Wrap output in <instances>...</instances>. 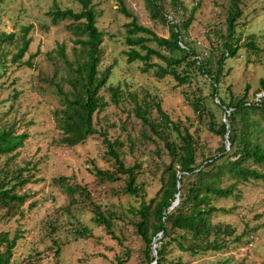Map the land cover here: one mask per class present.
<instances>
[{
  "label": "rangeland",
  "instance_id": "1",
  "mask_svg": "<svg viewBox=\"0 0 264 264\" xmlns=\"http://www.w3.org/2000/svg\"><path fill=\"white\" fill-rule=\"evenodd\" d=\"M182 1L186 8L176 10L171 0H164L165 11L180 18L192 15L191 25L183 31L184 41L207 65L217 70L225 51L220 33H227L230 0ZM93 3L97 26L104 36L100 70L113 66L109 80L102 88L108 105L95 114L98 132L74 147H66L60 143L62 133L54 118V110L60 103L56 87L50 80L61 66L54 50L63 44L72 58L77 35L67 27L70 18L54 22V16L59 9L72 8L78 12L82 4L79 0H0V32L18 34L22 28L31 26L28 33L31 43L23 62L34 55L35 64L30 67L13 62V53L17 52L14 44L10 46L6 68L0 70V111L13 107L9 117L16 119L18 131L29 134L21 148V157L39 161L40 180L30 183L28 188L34 193V198H41V202L29 212L26 220L28 230L16 246L14 264H55L56 248L53 246V233L47 226L49 220L64 223L56 234L64 242L59 256L61 264H117V257L126 258L127 255L125 264H146L145 243L132 223L137 217L130 212L144 200L150 201L157 196L163 185L164 164L170 162V156L159 137L154 135L150 140L142 136L144 125L134 111L136 104L145 99L152 104L159 100L182 130L188 128L202 138L208 152H218L224 143L220 134L208 129V118L203 123L198 119L191 103L194 95L202 93L217 125L226 120L228 109L220 106L218 98L212 97L207 75L194 71L191 78L181 84L171 74L164 77L155 74L157 63L166 66L157 57L150 60L152 67L148 71L144 70L149 67L144 61L128 59L127 29L134 17L159 36H170L169 24L161 16L154 17L147 0H93ZM123 7L133 16H128ZM240 7L242 14L236 20L235 39L241 37V48L234 56L226 52L220 84V95L227 101L245 93L247 88L249 97L255 99L257 92L262 90L261 81L264 79V0H241ZM251 41L255 46L250 44ZM147 43L158 48L154 41ZM184 68L181 66L179 69L184 71ZM66 74V70L60 69L57 80L69 89L68 83L62 80ZM111 86H120L124 91L118 104L112 101ZM15 89L18 96L12 98ZM150 112L154 118L158 117L156 108ZM107 139L119 142L118 149L126 165L140 164L138 182L143 195L125 192V175L109 181L94 174V166L103 170L116 169ZM3 161L4 157H0V166ZM60 175L70 176L73 184L87 185L95 200L116 209L119 224L114 227L115 235L93 221L89 208L71 201L70 195L54 182V178ZM236 194L218 202L219 206L231 211L219 212L214 219L233 224L237 234H244L242 242L223 251L196 257L176 251L187 264H264V182L254 180L242 184ZM79 204L82 201L79 200ZM68 206L73 207L72 211H82L79 218L91 229L89 236L73 237L75 223L69 221ZM10 225L15 227L16 224L12 222ZM10 225L0 220V232L10 230ZM253 234L255 240L251 243L248 240Z\"/></svg>",
  "mask_w": 264,
  "mask_h": 264
},
{
  "label": "trees",
  "instance_id": "2",
  "mask_svg": "<svg viewBox=\"0 0 264 264\" xmlns=\"http://www.w3.org/2000/svg\"><path fill=\"white\" fill-rule=\"evenodd\" d=\"M82 4L80 11L72 8L59 9L54 16V22L70 18L68 24L76 35L74 39L73 57L70 58L66 46L61 45L57 52V68L50 83L56 87L60 105L54 110L57 127L61 130L60 143L66 147H74L83 142L97 131L95 114L104 110L108 102L102 94V88L107 84L112 65L100 70L103 60V32L97 26V12L93 0H79ZM241 0H230L227 17V33H220L224 39L225 51L218 62V69L212 67L196 54V50L184 41L183 31L188 30L193 18L192 15L180 18L165 11L164 0H147L154 17L161 16L170 26L168 38L159 36L151 28L144 26L134 17L127 29L126 41L130 45L127 51L128 59H140L148 64L144 70L152 66L150 60L157 57L166 63H157L155 74L164 77L171 74L185 83L196 73L207 75L212 86V97L220 100V106L228 109L227 120L217 125L215 115L203 101L202 93L194 95L192 106L200 121L208 118V129L216 131L224 138V143L218 152L207 151L200 136L193 134L190 129L182 130L170 115L163 109L159 100L153 104L145 99L136 104L135 113L141 119L144 130L142 136L153 140L154 135L163 141V147L170 156V162L164 164L162 175L163 185L157 196L150 201L144 200L131 213L136 220H132L139 236L144 240L143 250L146 264H187L180 253L192 257L218 252L242 242L237 234V228L228 222L215 220L219 212H227L218 202L230 196H236L240 185L254 180L264 182V79L261 81V91L257 97L251 99L248 91L231 97L229 101L220 95V84L224 74L226 52L234 56L241 48V37L235 39L236 20L242 14ZM171 5L177 8H186L182 0H171ZM128 16H133L124 7ZM171 16V19H170ZM31 26L16 32H0V70L6 68L10 46L16 44L17 52L13 53L12 61L24 63L34 67L33 57L23 62V57L29 49L31 39L28 33ZM154 41L157 47L149 45ZM252 46L255 42L251 41ZM184 66V71L179 68ZM60 69L66 70L64 81L70 86L66 89L61 81L57 80ZM112 101L118 104L124 91L120 86L110 87ZM11 95V94H10ZM17 90L11 97H17ZM156 108L158 117L151 115V109ZM13 107L0 111V157L4 161L0 166V220L10 225V230L0 232V264H14L15 249L21 238L28 230L27 219L29 212L41 202V198H34V193L28 188L32 182L39 181V161L21 157V148L24 147L29 134L18 131L17 121L9 117ZM229 134L230 147L225 142ZM132 141H134L132 139ZM108 151L116 164L115 170H103L94 166V174L101 180L116 181L125 175V192L131 195H143V188L138 182L140 164L126 165L119 152V142L107 139ZM21 157V158H20ZM180 175V176H179ZM71 177L60 175L54 182L70 195L72 202H78L89 208L95 223L105 226L109 233L115 235L114 227L119 224L118 212L113 206H105L103 201L95 200L92 191L87 185L71 183ZM34 198L33 200L31 198ZM179 198L178 204L175 201ZM79 200L82 204H79ZM70 222L75 223L72 235L75 239L87 237L91 229L82 222L78 211L67 207ZM73 219L75 221H73ZM62 223V222H61ZM58 220H49L47 226L53 233L55 249V264H61L59 259L64 243L59 236L64 227ZM163 236L158 238L160 233ZM246 236V235H245ZM158 238L157 254L154 253V239ZM251 235L248 241H254ZM128 259L117 257V264H125ZM220 264H225L222 262Z\"/></svg>",
  "mask_w": 264,
  "mask_h": 264
},
{
  "label": "water",
  "instance_id": "3",
  "mask_svg": "<svg viewBox=\"0 0 264 264\" xmlns=\"http://www.w3.org/2000/svg\"><path fill=\"white\" fill-rule=\"evenodd\" d=\"M226 120H227V117H226ZM226 143H227V146H228V148H229V147H230V142H229V134H228V133L226 134ZM179 176H180V175H179ZM178 202H179V198H177V200L175 201V205L178 204ZM160 234H161L160 237H162V236H163V232H161ZM160 237H158V238H160ZM158 238H155V239H154V253H155V254H157V249H156V247L158 246V242H157ZM153 264H157V261H156L155 263H153Z\"/></svg>",
  "mask_w": 264,
  "mask_h": 264
}]
</instances>
